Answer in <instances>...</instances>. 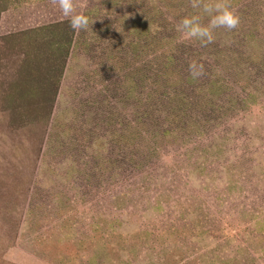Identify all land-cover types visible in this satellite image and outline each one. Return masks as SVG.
<instances>
[{
    "label": "rangeland",
    "instance_id": "rangeland-1",
    "mask_svg": "<svg viewBox=\"0 0 264 264\" xmlns=\"http://www.w3.org/2000/svg\"><path fill=\"white\" fill-rule=\"evenodd\" d=\"M228 2L205 47L191 0H0V264H264V0Z\"/></svg>",
    "mask_w": 264,
    "mask_h": 264
},
{
    "label": "clouds",
    "instance_id": "clouds-1",
    "mask_svg": "<svg viewBox=\"0 0 264 264\" xmlns=\"http://www.w3.org/2000/svg\"><path fill=\"white\" fill-rule=\"evenodd\" d=\"M53 6H58L62 15L70 18V27L79 32L87 30L90 18L83 11L77 12L82 7L77 0H50ZM193 9H202V12L210 17L207 24L202 23V15L185 16L177 24V32L184 38L199 40L202 46L215 42V30L224 28L228 31L235 30L241 23V17L237 9L233 8L228 0H191ZM94 24L95 21H92ZM189 72L193 79H199L206 74L204 63L193 60L189 64Z\"/></svg>",
    "mask_w": 264,
    "mask_h": 264
},
{
    "label": "trees",
    "instance_id": "trees-1",
    "mask_svg": "<svg viewBox=\"0 0 264 264\" xmlns=\"http://www.w3.org/2000/svg\"><path fill=\"white\" fill-rule=\"evenodd\" d=\"M55 27V26H54ZM54 27H50V28H46V29H44V31L45 30H48L47 32H54V33H56V38H59V33L58 32H56V31H58L59 29L58 28H55L54 30H52V31H50V29H53ZM65 37L67 38V34L65 33ZM53 40H54V38H53ZM49 43V42H48ZM55 44L56 45H59V43L58 42H56V41H54V43L51 45L52 47H51V49H50V52L52 53V58L54 57V55H55V51H57V52H61V50H62V53H64V54H67L66 52H67V49L65 50V48H63L62 46H55ZM45 47H46V45H39V47H38V49H45ZM43 65H45V62H43ZM58 64H56V66H57ZM46 66V68H45V71H46V73H47V75L48 74H53L54 73V69L52 68V64H50V63H48L47 62V65H45ZM58 66H60V65H58ZM61 68V67H60ZM60 74H61V72H60ZM24 87L22 86L21 87V89H23ZM54 88H55V85H54ZM56 89H57V84H56ZM47 90H50V86H49V83L47 82ZM23 93V92H22ZM24 94V93H23ZM30 102H32V101H29L28 103H24V104H22L21 106H20V112H22V107H28V109H30V106H29V104H30ZM41 105V103H38L37 104V111H39V107L38 106H40ZM21 115H22V113H20Z\"/></svg>",
    "mask_w": 264,
    "mask_h": 264
}]
</instances>
